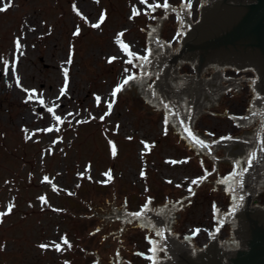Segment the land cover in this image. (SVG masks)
Here are the masks:
<instances>
[{
  "label": "rangeland",
  "instance_id": "374dc122",
  "mask_svg": "<svg viewBox=\"0 0 264 264\" xmlns=\"http://www.w3.org/2000/svg\"><path fill=\"white\" fill-rule=\"evenodd\" d=\"M9 3L0 12V213H7L0 216V264H150L149 240L158 237L150 226L124 220L119 229V217H99L110 216V207L137 211L144 199L156 213L181 198L171 232L202 246L217 225L211 207L224 213L231 204L219 183L211 187L213 178L225 177L233 163L215 160L204 174L207 154L193 155V146L164 123L165 109L144 97L112 96L138 70L135 58L145 56L153 19L162 18L158 39L175 47L173 12H152L154 0H0V7ZM168 3L179 7V0ZM191 3L189 22H196L201 1ZM247 103L246 84L238 92L231 86L215 106H203L192 128L207 140L241 136L227 116H240Z\"/></svg>",
  "mask_w": 264,
  "mask_h": 264
},
{
  "label": "water",
  "instance_id": "95a60500",
  "mask_svg": "<svg viewBox=\"0 0 264 264\" xmlns=\"http://www.w3.org/2000/svg\"><path fill=\"white\" fill-rule=\"evenodd\" d=\"M199 1H204V3L209 1L210 3L215 0ZM234 1L235 2L223 0L213 7L206 8L202 18L200 17V5H196V22H189V15H187V12L185 11L181 13L180 11L182 1L179 0V7H171L175 8L176 11L168 10L173 12L175 46L178 43L176 34L177 27L179 24H183L185 28H187L188 34L185 38L181 53L183 52V49H185V44L188 46L186 51L190 53L198 51L200 61L206 54L212 51L218 50L226 52L234 59L251 60L258 63L263 68L261 72L264 74V0ZM156 9L165 11L163 7H158ZM178 13H180V19L177 18ZM192 24L195 25L191 27ZM159 26L160 19H153V25L146 27L145 56H148V61L144 63L135 58L134 66H139L134 75L135 79L123 87L119 93L144 97L145 104L165 109L164 123H170L173 132L193 146V155L198 157V152L207 154L210 173L204 174L212 173L216 167L215 160L233 163V165L241 164L239 168L241 167L242 169L245 166L244 162H246L253 153H260V150L259 148L257 149V147L260 144L264 146V135H244L243 131L247 129L242 127L241 123H239L238 117L240 116H227V118L236 120L241 136L232 137L233 139L231 140H206L208 141H205V144L207 145L206 147H202L194 142L185 129L190 130L192 128L190 124L191 120H198V105L200 107L199 109H202L201 112H203V106H215L217 95L231 86L222 88L219 87L215 81H211L210 84L206 85H202L200 82H195L193 84L187 82L182 84L181 81L171 77L165 72L159 71V74H155L158 72V68H161L164 64L162 62L165 59L164 40L158 39ZM169 50L171 49L168 48V51ZM214 54L217 55V53ZM184 59L191 60L190 64L194 67L193 59L187 57ZM142 63L143 67L140 66ZM209 64L207 67L215 68L213 72L214 74L219 72H216L217 65L214 63L211 65ZM221 65H224V63ZM154 66H158V68H155ZM180 70L184 73H191V68L188 63L181 65ZM200 74H203V69L200 70ZM201 76L202 75H200V77ZM124 79L125 78L122 80L124 81ZM173 80L176 84V87L174 86L173 89H177L178 87V91L171 93L169 85ZM218 81L223 84L228 83L225 79H220ZM246 89L248 92L247 84ZM233 92H238V88L233 87ZM242 134L244 136H242ZM235 138L240 139L236 140ZM215 142L217 145H214ZM211 149L215 151V155L218 159L213 158L209 152ZM256 164L257 161H253V166L255 165L254 167L257 168L255 170H257L258 178L260 177L259 180H262V184L264 185V165L261 166L262 163L259 164V168H262L260 170ZM233 165L227 174L232 172L234 169ZM222 178L224 177H214L211 187L219 183V192H228L231 198V194L236 193V189L240 188V185L237 183L239 178L237 177V182L231 184L225 183V180L221 181L220 179ZM227 180H231V178ZM253 187H255L254 184ZM261 188V191L255 195L254 202L264 205V186L261 185ZM254 190L258 191L259 188H254ZM237 197L238 196L235 195L234 200H237ZM249 199L250 194L247 195V201H249ZM243 203V201L238 203L239 206L244 207V212H242V214L239 212L238 215L241 216L242 219L245 218L247 222L245 224V243L248 245L247 249L237 251L233 257L229 258L227 263H221L218 259V255L213 249L205 256V258H203V264H264V211L257 208V205H251L249 202L246 205H242ZM145 205H147V208H145ZM166 207L170 209L175 208L174 211L181 209V198H179V204L159 205L156 213H149L148 201L144 199L143 207L137 211L110 207V216L99 215V217H119V229H124V220H139V226H150V232L156 233V230L163 232L162 240L159 236L156 240H150L158 241L164 250L156 251L155 255L153 252H150V257L156 259L157 264H167L168 262H165L164 260L166 257H171L170 264H188L189 262L182 257L186 250L177 246L175 240L171 238V235L169 236V223H175L177 215L171 216L170 212L166 211ZM161 209L163 210L161 211ZM211 210L216 223L218 224V213H215V207H211ZM230 210L231 209L229 208V211ZM135 213H143V215L139 219L130 215ZM244 214L245 216H243ZM229 215L230 214H227L224 219H230ZM231 223L232 222L229 220L225 222L227 237L232 228ZM234 232H236L235 228H233V233L230 237L231 240L229 241L222 242L221 240L217 242L216 240V246L224 251V255L234 253L236 250H233L240 246L233 242ZM210 235L211 232L208 233L207 240L210 238ZM174 237L178 240L175 233ZM186 237H189V235H182V240H187L185 239ZM235 238L239 239V235ZM185 243L188 244L189 240L185 241ZM154 247L155 245L150 244V248ZM168 250L170 251V254ZM195 251L196 250H194V252ZM150 264H152V259H150Z\"/></svg>",
  "mask_w": 264,
  "mask_h": 264
},
{
  "label": "snow or ice",
  "instance_id": "6c2138e0",
  "mask_svg": "<svg viewBox=\"0 0 264 264\" xmlns=\"http://www.w3.org/2000/svg\"><path fill=\"white\" fill-rule=\"evenodd\" d=\"M141 3H142V4H146V3H147V0H141ZM8 7H11V4H10V3L7 4V5H5L4 7H0V12L6 11ZM73 7H74V10H75V6H73ZM147 7H148L152 12H154V11L156 10V8H158V7H163V8L165 9V11H168V10L176 11L175 8H171V6H170L169 3H168V0H164L163 5L159 4L158 0H154V3H153L152 5H148ZM191 7H192L191 0H182V4H181V9H180V11H181V13H183V12L186 11V12H187V15H191V12H190ZM78 14H79V13H78ZM138 14H139V12L134 8V9H133V15H138ZM130 18H131V17H130ZM177 18L180 19V13L177 14ZM103 19H104V16L101 15V17H100L101 22L103 21ZM94 26H98V25H94ZM74 34H75V33H74ZM119 35H122V34H118V36H119ZM118 42H119V41H118ZM15 46H16V50H17V52H19L20 49H21V44H20L19 39H17V40L15 41ZM21 54H22V53H21ZM113 59H116V58H115V57L110 58V59H109V62H112ZM136 59H137V60H140V61H143L144 63H146V62L148 61V56H144V57L136 56ZM69 62H70V60H69ZM131 62H132L131 59H129V61H127V63H131ZM140 66L143 67V63H142ZM5 71H7V62H5ZM127 71H128V69H125V72H127ZM13 72H15V66H13ZM65 76H67V73H65ZM134 79H135V78H134L132 75H128V76H126L125 79H124V81H123V83H122L121 85H118L117 88H115V89L113 90V92H112V96L115 97V95H116L117 92L121 91L122 88H123L124 86H126L130 81H133ZM66 85H67V81H66L65 86H66ZM17 86H20V85H19V79H18V78H17ZM25 91H28V90H25ZM33 92H34V90H33ZM60 95H61V96L64 95V89H63V88L61 89ZM27 99H28V100H32V99H33V94L30 93V94L28 95ZM98 99H99V98H98ZM109 108H111V104H109ZM48 111L51 112L52 109H48ZM106 114H107V113H106ZM69 115H71V113H69ZM56 119L59 120L60 118H59V117H56ZM101 119H103V117H101ZM166 119H167V118H166ZM50 130H51V129H43V130H38V131H50ZM57 130H58V129H57ZM185 131L188 133V135H189L190 137H192V139L194 140V142H195L196 144H199V145L202 146V147H206V146H207V145L205 144V142H204L203 140L199 139L198 137H196V136L191 132V130H189V129H185ZM27 138L30 139L31 137L29 136V137H27ZM221 139L231 140V139H233V138H232V137H224V138H221ZM262 150H264V149H262ZM113 155H115V149H114V148H113ZM254 158H255V157H254V154H252V156L246 161L247 167L243 168L242 171H238V172H237V171H234V173L231 174V180H227V179H226L224 182H225V183H228V184H231V183L237 182V177L242 176L243 173L246 172V171L248 170V167H251ZM173 163H176V162L174 161ZM142 175H143V173H142ZM205 178H206V177H201V178H199L198 180H193L191 183H192V184H198L201 180H203V179H205ZM44 179L47 180V177H45ZM189 192H190V193L192 192V189H191V188H189ZM241 199H242V197H241ZM11 208H12V205H9V207H8V211H9V212L11 211ZM145 208H147V205H145ZM6 214H7V213H0V216H2V215H6ZM133 215H134L137 219H139V218H141V216L143 215V213H135V214H133ZM97 231H99V230H97ZM198 232H199V229L194 230L193 235H195V234L198 233ZM156 235L159 236V237L161 238V240L163 239V232H161V231H159V230H156ZM185 239H188V237H186ZM63 243L68 244V241H67L66 238L63 239ZM149 243L155 245L154 248H150V249H149V251H150V252H153L154 255H155V252H156V251H162V250H164V249L160 246V244H159L158 241L149 240ZM68 246L71 247L70 244H69ZM41 247H42V248H46L47 246H46V245H41ZM55 248H56L57 251H60V250H61V246H60V244H56V245H55ZM150 259H152V264H157V260H156V259L151 258V257H150Z\"/></svg>",
  "mask_w": 264,
  "mask_h": 264
},
{
  "label": "bare ground",
  "instance_id": "6f19581e",
  "mask_svg": "<svg viewBox=\"0 0 264 264\" xmlns=\"http://www.w3.org/2000/svg\"><path fill=\"white\" fill-rule=\"evenodd\" d=\"M201 3L203 4L204 3V1H201ZM160 19V23L162 22V18H159ZM32 24V23H31ZM35 27L32 25V26H30V25H25V30L26 31H31L32 29H34ZM165 44V43H164ZM12 75L14 76V77H17V74H16V71L15 72H13L12 73ZM57 104L60 106V109H62V106H63V104H62V101L60 100V99H58L57 100ZM170 223H169V235H171V230H170ZM196 250V249H195Z\"/></svg>",
  "mask_w": 264,
  "mask_h": 264
}]
</instances>
